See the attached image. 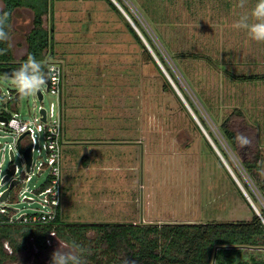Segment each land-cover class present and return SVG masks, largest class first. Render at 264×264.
Segmentation results:
<instances>
[{"label": "rangeland", "instance_id": "374dc122", "mask_svg": "<svg viewBox=\"0 0 264 264\" xmlns=\"http://www.w3.org/2000/svg\"><path fill=\"white\" fill-rule=\"evenodd\" d=\"M115 1L132 23L135 20L141 36L139 27L146 32L257 204L264 207L255 185L218 131L220 122L234 109L242 113L237 124L253 134L249 144L259 150L261 161L254 178L264 183V42L233 27L257 0H245L244 7L239 6L240 0ZM48 7L42 26L49 31L53 28V39L45 59L59 62L63 71L59 212L60 226H68L40 254L23 239L25 231L34 237L32 230L39 225L28 228L7 223L3 233L12 240L2 232L0 238L15 258L3 264H50L51 253L59 245L72 244L84 249V260L117 264L112 256L102 254L101 231L86 227L82 235L76 231L90 223L248 219L250 204L198 129L201 123L194 111L189 106L191 114L176 92L163 87L162 75L130 32L119 8L108 0H48ZM33 15L28 7L14 12L7 42L15 61L26 54ZM233 75L247 78L237 80ZM15 91L11 77L0 74V114L34 122L39 117L38 106L49 111L53 103L54 116L49 120L57 117L58 96L48 92L46 84L41 88L42 100L36 92L12 98L9 94ZM16 163L21 167L17 157ZM0 165L3 173L10 169L6 155L0 157ZM44 179L45 174L33 175L27 187L35 190ZM8 184L0 183V191ZM20 190L21 186L11 190L14 208L20 213L40 208L37 197L27 199L31 203L17 201ZM122 255L123 251L118 258Z\"/></svg>", "mask_w": 264, "mask_h": 264}, {"label": "trees", "instance_id": "16d2710c", "mask_svg": "<svg viewBox=\"0 0 264 264\" xmlns=\"http://www.w3.org/2000/svg\"><path fill=\"white\" fill-rule=\"evenodd\" d=\"M108 1L118 10L111 0ZM3 2L4 9L2 13H0V19H5L6 16L4 25L6 32L10 21V13L15 7L25 6L32 9L34 14L33 28L27 36V52L23 57V60L26 61L29 55H31L41 63L44 69L45 51L48 45L52 47L51 40L53 39V28L49 31L42 26V16L49 13L50 7H48V0H3ZM130 17L134 20L131 15ZM134 21L133 23H135ZM126 22L130 32L141 44L147 56L156 65L162 75L163 87L165 89H170L175 93L172 85L143 44L141 38L137 35L129 21ZM139 28L142 30L143 37L151 46L160 63L166 69V72L169 74L173 82L178 85L179 90L194 111L201 125L208 131L215 146L227 161L230 168L233 169L249 197L257 204L256 197L253 195L249 185L242 179L218 139L212 131L208 129L207 123L188 94L177 83L176 77L167 66L163 56L156 47H154L146 32L141 27ZM10 60L11 57L8 42H0V74H2V66L4 64L10 65ZM232 78L245 80L247 77L233 75ZM240 118H242V113L238 109H234L220 122L218 125V131L224 142L229 146L239 161L244 172L248 175L253 185H255L261 198L264 200V183H259L254 178V173L256 174L259 172L261 166L259 150H257L256 146L249 144V140H251L253 134L247 132L246 128L238 126L237 119ZM198 129L200 132L202 131L199 127ZM245 141H247V143H245ZM207 143L214 151L211 144L208 141ZM229 176L232 182L236 185L240 195L244 197L248 203L233 177L230 174ZM49 183V181L44 182L39 190H43L49 186ZM257 206L259 214H257L250 205L251 213L249 219L232 221L213 220L205 222L182 221L155 224L147 223L140 225L132 223H90L79 226L77 228L78 230L73 228L72 230L78 231V234L80 235L84 233L85 227L86 229H97L101 231L99 245L102 249V254L108 257L112 256L117 264H264V223L262 221V219H264V207L259 206L258 204ZM0 218L6 219V215L0 214ZM61 221L60 212L57 209V214L53 223L56 224L58 234L68 226L64 225V227H61ZM4 225H7V223H0V232H2L3 236L12 240V237L7 235L8 233H3L5 230L3 228ZM51 228L52 223L39 225L32 230L35 235L33 243L38 247L40 254H45L48 249L45 243V237ZM76 231L73 232L75 233ZM27 236V231H25L23 233V239H25V241L28 240ZM2 242L3 239L0 238V264H3L8 257L15 258V255H7L2 247ZM71 243L73 242L71 241ZM121 251H123V255L121 258H118ZM26 253L29 254V250H26ZM93 258L94 257H91V259ZM84 261L85 264H104L97 259L90 260L94 261L92 263L87 260ZM106 264H108V262Z\"/></svg>", "mask_w": 264, "mask_h": 264}, {"label": "built area", "instance_id": "2783aa9c", "mask_svg": "<svg viewBox=\"0 0 264 264\" xmlns=\"http://www.w3.org/2000/svg\"><path fill=\"white\" fill-rule=\"evenodd\" d=\"M44 64L47 69H55L49 76L47 91L58 96L59 112L57 117L51 121L49 120L51 116H54V104L51 103L49 111L46 110L43 105L38 106V109L45 108L46 110L45 121H42L41 113H39V117L34 118V122L28 119H19L15 115L11 116L6 113H1V115L6 116L7 120H0V124L4 126L0 128V157L6 155L10 164V169L5 173L2 172L0 165V182L5 174L9 175L6 181L8 183L12 179H17V183L13 186V188L21 186L17 201L20 200L31 203L27 199L34 200L37 197L40 208L32 209L29 212L23 211L21 213L18 208L17 210L14 209V202L10 201L13 196L10 194L12 188L7 199L0 201V214L6 215V219L0 218V223L22 224L27 227L50 223L55 225L53 221L60 205L59 163L61 153L60 144L62 143L63 137V118L60 112V105L63 89V71L59 62H55L54 60L46 59ZM38 121L39 123H36ZM21 134H23V136L20 138ZM18 140L21 148H26L28 146L31 148L32 158L29 170L26 168L23 155L18 151ZM11 149L14 152L12 160L9 155ZM41 151L43 155H41ZM16 157L20 160L21 167L17 165ZM37 158H41V160L37 161ZM44 174L45 179L43 183L49 181V186L43 190H39L43 183L35 190H30L27 187L33 175L42 176ZM27 190V194L31 197L24 195ZM2 192L3 191H0V195ZM33 195L35 196L32 197ZM8 206H12L13 208H9Z\"/></svg>", "mask_w": 264, "mask_h": 264}, {"label": "clouds", "instance_id": "9594fccd", "mask_svg": "<svg viewBox=\"0 0 264 264\" xmlns=\"http://www.w3.org/2000/svg\"><path fill=\"white\" fill-rule=\"evenodd\" d=\"M244 5L245 0H240L239 6L244 7ZM5 19H0V42L9 40L4 26ZM233 27L245 30L252 40L264 42V0H257L250 12L243 14ZM54 71V68H49L48 72L45 73L41 63L29 55L27 60L12 73L11 79L18 93L22 96H28L40 90ZM83 253L84 249L79 245H59L51 253L50 264H85Z\"/></svg>", "mask_w": 264, "mask_h": 264}, {"label": "water", "instance_id": "95a60500", "mask_svg": "<svg viewBox=\"0 0 264 264\" xmlns=\"http://www.w3.org/2000/svg\"><path fill=\"white\" fill-rule=\"evenodd\" d=\"M112 2L119 8V10L126 16V14L123 12V9L120 7V5L115 1V0H112ZM127 20L130 22V24L133 26V28L135 29V31L138 32L137 28L135 27V25L131 22V20H129V18L127 17ZM139 33V32H138ZM139 36L140 38L142 39V41L145 43L146 47L148 48V50L150 51L152 57L154 58V60L156 61V63L158 64V66L161 68V70L163 71L164 75L166 76V78L168 79V81L170 82V84L172 85L173 89L175 90V92L177 93V95L181 98L183 104L187 107V109L191 112L192 114V110L191 108L189 107L188 103L186 102L185 98L183 97V95L181 94L179 88L175 85V83L173 82V80L171 79V77L169 76V74L166 72V70L164 69V67L162 66V64L160 63V61L158 60L157 56L155 55V53L151 50V48L148 46L145 38L143 36H141V34L139 33ZM43 71L45 73L48 72V69L47 67H45L43 69ZM2 72L4 74V76L6 77H11L12 76V73L14 72V69L7 65V66H3L2 67ZM46 84V88L48 89V86H49V77L47 79V82L45 83ZM10 96H12V98H18L20 96V94L18 93V91H15L13 93H10L9 94ZM36 95L38 96V98L41 100L43 98V92L40 90H38L36 92ZM39 113L42 114L41 116V119L42 121H45L46 120V110L45 108H40L39 109ZM193 116V115H192ZM193 118H195L193 116ZM0 120L2 121H6L7 120V117L4 116V115H1L0 114ZM199 124V123H198ZM199 127L200 129L203 131V133L206 135V137L208 138V141L209 143L211 144V146L214 148V150L217 152V154L219 155L220 159L223 161L225 167L227 168V170L229 171V173L231 174V176L233 177V179L235 180V182L238 184L239 188L241 189L242 193L244 194L245 198L247 199V201L249 202V204L251 205V207L254 209V211L259 214V212L257 211V208L256 206L254 205V202H252L251 198L249 197V195L247 194V192L245 191V189L243 188L242 184L240 183V181L235 177L234 173L232 172L230 166L227 164V162L224 161L223 157L221 156L219 150L217 149V147L215 146V144L213 143L212 139L205 133V131L203 130V127L199 124ZM23 136V134L20 135V138ZM19 138V139H20ZM18 151L23 155L24 159H25V163H26V168L27 170H29L30 168V164H31V158H32V151H31V148L30 146L26 147V148H21L20 146V143H19V140H18ZM9 155H10V158L11 160L13 159V155H14V152L13 150L11 149L9 151ZM9 178V175L8 174H5L3 176V178L1 179V184H4L7 179ZM17 183V179H12L7 188L3 190L2 194L0 195V201H4L7 199V196L10 192V190L13 188V186ZM31 200V199H30ZM9 208H13L12 206H8ZM16 209V208H14ZM263 221V219H262ZM264 223V221H263Z\"/></svg>", "mask_w": 264, "mask_h": 264}, {"label": "flooded vegetation", "instance_id": "af4514ba", "mask_svg": "<svg viewBox=\"0 0 264 264\" xmlns=\"http://www.w3.org/2000/svg\"><path fill=\"white\" fill-rule=\"evenodd\" d=\"M0 4H1V6H0V13H2V11H3V9H4V2H3V0H0ZM21 7H25V6H21ZM21 7H15L12 11H11V13H10V21H9V24H8V28H7V33H8V31H9V27H10V24H11V21H12V18H13V15H14V12H15V10L17 9V8H21ZM29 8V7H28ZM31 9V8H30ZM32 10V9H31ZM31 25H32V28H33V17H32V20H31ZM32 28H31V30H32ZM27 52V51H26ZM25 56V55H24ZM10 57H11V55H10ZM46 58V57H45ZM46 60V59H45ZM44 60V61H45ZM25 61L23 60V59H21V60H17V61H15V60H13L12 58H11V60H10V65L9 64H4L3 66H7V65H9V66H11L13 69H14V71L16 70V69H18L21 65H22V63H24ZM2 66V67H3ZM2 69V68H1ZM2 74H3V72H2ZM28 228H33V227H28ZM28 236V242L30 243V246H32V249H34V250H36L37 252H39L38 251V247L36 246V244L35 243H33V240H34V237H31V236H33V234H27ZM30 237H31V239H30ZM56 237H58V232H57V230H56V227H52L49 231H48V233L46 234V237H45V243H46V245H47V247H50V246H52V244H53V242H54V239L56 238ZM4 239H3V242H2V247H3V245H4ZM5 246V245H4ZM6 246H7V244H6ZM3 249H4V247H3ZM5 251H6V253H7V255L8 256H11L12 254L11 253H8V251L6 250V249H4ZM13 256V255H12ZM8 258H10V257H8Z\"/></svg>", "mask_w": 264, "mask_h": 264}, {"label": "bare ground", "instance_id": "6f19581e", "mask_svg": "<svg viewBox=\"0 0 264 264\" xmlns=\"http://www.w3.org/2000/svg\"><path fill=\"white\" fill-rule=\"evenodd\" d=\"M24 186V185H23ZM17 209V208H16Z\"/></svg>", "mask_w": 264, "mask_h": 264}, {"label": "crops", "instance_id": "0c3cea01", "mask_svg": "<svg viewBox=\"0 0 264 264\" xmlns=\"http://www.w3.org/2000/svg\"><path fill=\"white\" fill-rule=\"evenodd\" d=\"M249 218H250V217H249ZM249 218H248V219H249Z\"/></svg>", "mask_w": 264, "mask_h": 264}]
</instances>
